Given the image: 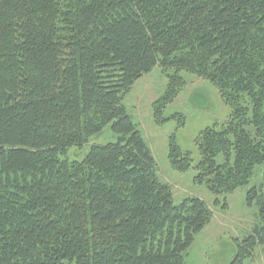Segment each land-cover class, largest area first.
Instances as JSON below:
<instances>
[{"label": "trees", "instance_id": "16d2710c", "mask_svg": "<svg viewBox=\"0 0 264 264\" xmlns=\"http://www.w3.org/2000/svg\"><path fill=\"white\" fill-rule=\"evenodd\" d=\"M157 67L158 125L184 73L230 108L196 141L195 181L219 204L264 166V0H0V264H186L212 209L175 204L124 104ZM108 126L117 142L68 157ZM169 150L193 167L175 136ZM247 194L259 221L232 264L264 249V183Z\"/></svg>", "mask_w": 264, "mask_h": 264}, {"label": "rangeland", "instance_id": "374dc122", "mask_svg": "<svg viewBox=\"0 0 264 264\" xmlns=\"http://www.w3.org/2000/svg\"><path fill=\"white\" fill-rule=\"evenodd\" d=\"M186 80L181 94L168 106L164 114L170 120L158 125L155 121L154 105L166 92L169 78L161 67L139 79L124 104L128 114L143 134L158 163L160 180L172 187L175 204L189 198L203 199L212 209V223L197 236L194 245L186 255V264H232L239 255L240 244L258 224V208L248 205V190L260 187L264 183V166L257 169L251 183L239 188L234 194L220 199L212 195L205 184L195 181L199 164L200 151L196 141L199 134L210 126H222L230 117V108L221 99L219 90L209 81L184 73ZM181 114L185 117H174ZM175 136L184 152H190L193 167L186 172L175 171L169 161V145ZM118 141L117 134L108 126L103 134L91 139V143L82 148H72L68 152L71 160H83L89 154L92 144H108ZM227 204L224 209L223 205ZM242 264H264V249L258 248L254 256L245 259Z\"/></svg>", "mask_w": 264, "mask_h": 264}]
</instances>
